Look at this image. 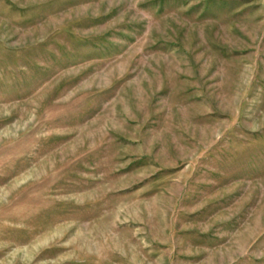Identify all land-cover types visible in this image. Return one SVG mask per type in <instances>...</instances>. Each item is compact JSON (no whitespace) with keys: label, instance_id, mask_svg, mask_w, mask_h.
<instances>
[{"label":"rangeland","instance_id":"obj_1","mask_svg":"<svg viewBox=\"0 0 264 264\" xmlns=\"http://www.w3.org/2000/svg\"><path fill=\"white\" fill-rule=\"evenodd\" d=\"M0 264H264V0H0Z\"/></svg>","mask_w":264,"mask_h":264}]
</instances>
